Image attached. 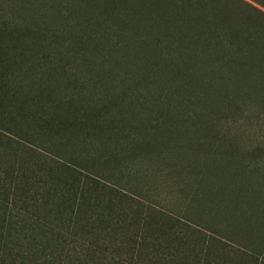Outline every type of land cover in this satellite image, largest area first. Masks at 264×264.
Here are the masks:
<instances>
[{
  "label": "trees",
  "instance_id": "1",
  "mask_svg": "<svg viewBox=\"0 0 264 264\" xmlns=\"http://www.w3.org/2000/svg\"><path fill=\"white\" fill-rule=\"evenodd\" d=\"M248 1L264 9V0ZM48 2L66 6L83 23L74 21L84 32L79 39L86 36L81 40L83 46L80 42L82 60L87 53L96 58L102 54L97 59L101 61L90 67L86 65L89 61L80 62L85 68L82 77L76 75V70L71 72L75 62L70 71L62 68L59 74L50 62L52 67L46 79L51 86L38 85L33 95L27 93L22 97L20 88L11 85L15 76L9 68L13 67L10 61L14 62L11 53L19 52L21 59H29L33 58L32 52L24 54L29 41L34 49L43 42L59 46L63 40L59 34L42 40L38 36L40 30L27 27L20 32L0 22V124H10L17 131L0 132V264H264L263 257L228 246L195 226L186 215L169 214L127 193L119 184L112 185L105 176L109 173L107 167L119 160L135 164L140 159L152 165L158 158L157 149L149 140L139 145L142 141H136L134 136L133 131L139 129L135 125L137 112L134 115L139 98H143L148 111L161 104L142 128L150 132L151 119L155 118L161 122L154 132L160 135L174 132L179 126L173 103L182 90L190 102L202 99L204 107L252 104L264 111V12L246 0ZM73 33L72 29L68 31L69 36ZM121 41L126 42L123 49L119 47ZM119 49L137 59L139 67L137 79L133 78L131 85L122 78V88L112 86L111 76L105 80L115 69L105 58L110 50ZM93 67L96 77L91 76ZM154 77L158 80L154 81ZM157 81L161 85L157 95L146 99L142 89H152ZM62 91L64 94L57 95ZM97 95L107 100L86 105V100ZM57 96L63 98L62 102L56 100ZM46 100H54L56 117H38L35 123L53 132H22L24 125H29L25 118L28 120L35 109L45 111L38 103ZM111 115L114 121L108 120ZM205 116L201 111L194 112L195 128L215 132ZM19 121L22 123L18 124ZM49 134L61 142L63 149L81 147L79 141L86 138L105 142V146L120 143L124 138L128 141L114 152L105 150L97 156L87 152L80 165L72 155L56 170L51 158L40 154L30 140ZM209 141L211 148L213 144L221 147L225 140L212 136ZM163 143L159 152L170 150L168 142ZM161 144L158 142L159 147ZM186 150L192 152L191 148ZM217 150L203 151L205 161L211 155L222 157ZM225 153L230 163L236 158L242 160L235 153ZM171 168L168 165V170ZM256 171L253 185L244 184L246 189H254L255 196L245 209L239 208L243 218L255 213L264 217V205L256 200L255 193H261L264 186L258 180L264 179V170ZM222 172L234 177L247 173L241 165L230 170L225 167L211 178L216 180ZM211 178L196 177L197 186L208 195V203L222 212L217 207L223 203L218 195L225 191L214 190L208 183ZM249 189L246 194L252 191Z\"/></svg>",
  "mask_w": 264,
  "mask_h": 264
},
{
  "label": "rangeland",
  "instance_id": "2",
  "mask_svg": "<svg viewBox=\"0 0 264 264\" xmlns=\"http://www.w3.org/2000/svg\"><path fill=\"white\" fill-rule=\"evenodd\" d=\"M246 1L255 5L248 0ZM255 6L264 12L263 8L257 5ZM74 21L83 25L80 20H76L69 13L66 6L52 4L48 0H0L1 23H7L6 25L20 32L27 27L38 31L40 30L38 36L42 40H46L48 37H54L56 34H59L60 39L63 40V43L60 42L59 46L54 45V47L46 45L43 42L44 45L39 48H34L35 50L31 49L29 41V44L27 43L25 45L26 47L24 46L25 49H28L25 50L24 54H28L31 51L33 58L21 59L19 52L13 51L11 53L14 62L13 60L10 61L13 67L9 68L15 72V76L11 79V85L18 86L21 89L18 92L22 93V97L25 94L27 95V93L33 95L37 91L38 85L41 88L51 86L48 79H46L47 74L50 73V67H52L50 62H53V68H57L58 74L62 68L70 71L71 64L75 62L74 69L71 72H75L74 70H76V75L82 77L85 75V71H83L85 70L84 64H82L85 63L84 61H89L86 62L88 67L93 66L95 62L101 61L97 59L102 54L97 55L96 58L87 53L84 54L85 59L82 60L79 51L81 50L80 45L82 44L83 46L84 43L81 40H85L86 36L79 39L84 36V32L80 25H77ZM70 29L74 30L75 33L69 36L68 31ZM103 41L108 40L107 38H103ZM119 44V47L123 49L126 42L121 41ZM122 49L110 50L109 55L105 58V61L108 60L115 66L113 72L108 74L105 80L111 76L112 86H120L121 88L124 87L123 83H121L123 77L128 85H131L133 78L137 79L139 72L138 63L136 62L137 59L132 58L128 52L126 53ZM15 59L18 60L16 61ZM117 66L120 71H117ZM106 68L107 65L105 62L104 69L106 70ZM3 72L5 71L2 70ZM55 76L57 77V75ZM91 76L96 77L94 67L91 71ZM28 79L30 82L32 81V84L28 82ZM153 80L156 81L158 79L154 77ZM160 86L157 81L151 86L152 89H142V93H145L143 96L150 100L152 96L155 97L157 95L156 93L160 90ZM149 92L150 95L147 97ZM60 94H64V92L57 93V95ZM185 96L186 94L182 90L179 98L175 99L173 103L174 115L176 122H178L177 126L179 125L178 128H174V132H170L169 134L166 132L163 135L154 132V127L161 122L160 120L156 122L155 118L151 119L150 132H144L142 129L144 123H147L149 120L148 117L154 116V111H158L161 104L158 103V106L155 105L151 111H148L143 106V98L141 100L139 98L136 101L137 104L135 103L136 110H134V115L137 112L135 125L139 129L133 131L135 132L134 136L136 141H142L139 145L146 142L143 140H149L154 150L157 149L155 152L158 158L153 160L154 163L152 165L145 164V161H139L140 159H136L135 164L119 160V162L117 161L107 167L109 168V173L107 172L108 174L106 173L107 175L105 174V176L112 185L119 184L127 190V193L139 196L141 199L153 203L169 214L186 215L187 220L195 226L208 234L216 236L228 246L253 252L255 256L264 258V217H257V215L261 214L255 213V215L250 214V216L247 215L248 217L243 218L242 211L240 212L239 210L241 207L245 209L246 203L253 201L255 196L253 195L254 189H249L250 187L248 189L252 191L250 194H246V191L248 193V189H246L244 184L252 182L253 185V180H257L253 176V174L255 176L257 174L256 169L264 170V111L252 104H238L235 108H227L220 103L216 107L210 105L204 107L202 105V99L200 101L198 100V102H194L191 99L192 103ZM19 99L22 98L20 97ZM62 99L61 96H57L56 100L62 102ZM99 100L101 101L100 103L98 102ZM106 100L103 95H97L93 99L86 100V105L91 102H93L92 104H101ZM38 105H42L45 111L42 112L41 109H35L34 111L36 113L33 111L32 116L28 117V120L25 118L27 123L29 122V125L25 124L26 127L24 125V131L22 132H53L48 128H45L44 131L36 125L35 120L38 117H45L47 119L56 117L55 111L57 109L54 100H46L41 104L39 102ZM195 111H201L203 114L206 113L204 118L205 120L211 121V125L216 128L215 132H206V128L202 130L195 128L192 123L195 118ZM6 113L4 111V114ZM116 117H118L117 114ZM32 119H34V123ZM108 120H113L112 115L108 117ZM185 121H188L187 124ZM19 123H22V121H19ZM10 126V124L6 123L3 125L1 123L0 132H17ZM28 134L31 135V133ZM146 134L148 135L146 136ZM212 136L219 138V140H225L223 143L220 141L222 144L221 147L213 144L210 148L207 145V141L209 143V138ZM30 140L32 141V146L41 152L40 154L51 158L52 166L56 170L60 168L62 162L70 160L72 155L75 156L77 164L80 165L87 152L93 156L102 154L105 150L114 152L128 141V139L124 138L120 140V143L107 142L108 144L106 146L108 147H106L105 142L102 143L95 139L91 140L86 138L85 140L79 141L81 147L63 149L61 142L50 134L35 137ZM164 141L168 142L170 150L166 148L163 152H159V150H162L161 146L164 145ZM158 142H162L160 147L158 146ZM171 148L173 149L171 150ZM188 148H191L192 152L188 153L186 150ZM216 148H218L222 157L211 155L205 161L202 152L208 149L210 153L216 150ZM225 152L235 153V157L239 156L242 160L238 159L237 161L236 158V161H233L234 163H230L229 159H225ZM120 161L123 162L122 166H120ZM168 165L170 167L172 166L174 170L172 171V168L171 171L168 170ZM240 165L247 171L241 177L238 175L234 177L230 173L225 174L222 172L216 180L211 178L212 174L216 173V171H224L225 167H228L229 170L235 169ZM200 175L203 177L207 175L208 179L211 178L208 183L211 184L214 190L222 188L225 191V196L218 195L221 198L220 200H223V203L217 206L222 212L208 203L209 197L206 192L199 190L196 177H200ZM258 180L264 182V179ZM245 181L246 183H244ZM227 184L231 185L228 187ZM260 189L261 193L255 192L256 200L258 198L259 202H262L264 205V194L262 192L264 186ZM198 201L200 202L198 203Z\"/></svg>",
  "mask_w": 264,
  "mask_h": 264
}]
</instances>
